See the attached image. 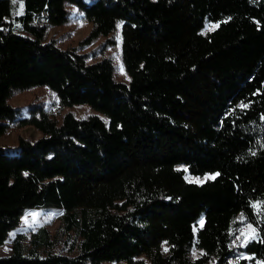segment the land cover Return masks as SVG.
<instances>
[{"label":"trees","instance_id":"obj_1","mask_svg":"<svg viewBox=\"0 0 264 264\" xmlns=\"http://www.w3.org/2000/svg\"><path fill=\"white\" fill-rule=\"evenodd\" d=\"M72 7L91 29L62 48L48 33ZM117 31L127 81L110 57L80 52L100 38L104 52ZM37 86L67 108L59 119L42 101L26 115L11 102ZM27 125L35 139L18 132ZM12 127L0 244L38 207L62 209L77 239L63 253L44 228L29 244L18 234L0 264L264 263V0H0V138ZM238 215L258 237L231 263Z\"/></svg>","mask_w":264,"mask_h":264},{"label":"rangeland","instance_id":"obj_2","mask_svg":"<svg viewBox=\"0 0 264 264\" xmlns=\"http://www.w3.org/2000/svg\"><path fill=\"white\" fill-rule=\"evenodd\" d=\"M91 0H86L90 2ZM13 2V0H12ZM17 2V0H16ZM16 9V13L20 12V4ZM15 10V9H14ZM71 22L63 27H54L49 30L48 39L57 40V44L62 48L71 47L76 44L77 40L84 37L91 29V25L87 23L80 12L77 11L75 7L71 9ZM215 24L207 23L204 31H209L215 28ZM115 44L114 46H108L101 53V48L99 45L104 41V38H100L97 42L93 43L89 47L82 49L80 52L89 56V61L99 59L103 56H108L112 59L115 66V75L118 80L127 81L128 76L123 70L121 60H120V33L117 31L113 37ZM42 101L47 109L50 111L54 118L59 119L62 113L67 108H62L56 96L45 86H37L28 90L18 92L13 95L11 102L16 105L21 112V115L27 114V106L30 102H39ZM77 116H84L86 114L95 112L89 105H76L71 108ZM24 136H28L31 139H35L40 131L36 130L33 126L27 125L21 127L18 131ZM17 140V130L12 127L10 128L1 138L0 144L6 149V151L15 149ZM213 173H207L203 176H195L186 173L185 177L189 181L201 182L205 178L213 177ZM63 213L62 209L59 208H50V207H38V208H29L26 209L20 217L19 224L13 228L5 241L0 244V255L8 254L12 248V242L18 234L23 235L24 244H29L32 233L38 232L40 229H46L49 234L54 236L56 241L55 249L60 252H68V248L71 244V241L77 239V233L74 229L63 231L61 227V215ZM201 222V221H200ZM232 234L233 241L232 247L238 251L240 259L244 257L245 254H242V248L247 243L248 240L256 239L258 237V230L256 227L248 222L242 215H238L235 218V222L232 225ZM168 245L162 244L161 249L165 253L167 252ZM201 253V250L193 247L191 249L190 256L192 258L198 256ZM142 258L144 263L147 264L149 259L143 256ZM238 258L230 259V262H238ZM114 264V263H106ZM207 264H213L208 262ZM247 264H264L263 261L256 259L255 262L249 261Z\"/></svg>","mask_w":264,"mask_h":264},{"label":"bare ground","instance_id":"obj_3","mask_svg":"<svg viewBox=\"0 0 264 264\" xmlns=\"http://www.w3.org/2000/svg\"><path fill=\"white\" fill-rule=\"evenodd\" d=\"M232 241H233V237H232ZM232 241H231V248L235 251L236 255H234V257L232 256L230 259H234V258L236 259V258H238L239 254H241V253L238 252L239 250L236 251V249L232 247ZM230 259H229V261H230ZM238 261H239V258H238ZM231 263H233V262H231Z\"/></svg>","mask_w":264,"mask_h":264},{"label":"snow or ice","instance_id":"obj_4","mask_svg":"<svg viewBox=\"0 0 264 264\" xmlns=\"http://www.w3.org/2000/svg\"><path fill=\"white\" fill-rule=\"evenodd\" d=\"M13 2L16 3V0H13ZM22 8H23V4L21 3V4H20V9H21V11L18 12V13H16L17 15L22 14ZM244 107H246V106H244ZM255 207H259V205H255ZM165 250H167V249H165Z\"/></svg>","mask_w":264,"mask_h":264}]
</instances>
